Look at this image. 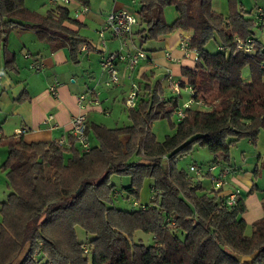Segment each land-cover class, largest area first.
<instances>
[{"label": "trees", "instance_id": "obj_1", "mask_svg": "<svg viewBox=\"0 0 264 264\" xmlns=\"http://www.w3.org/2000/svg\"><path fill=\"white\" fill-rule=\"evenodd\" d=\"M72 1L89 5V0ZM228 6L223 16L213 11L211 0L137 3L133 31L138 28L141 42L183 31L189 33L188 49L197 53L195 63L180 69L178 81L206 108L184 110L174 133L163 141H156L151 123L170 122L178 100H160L158 84L146 86L148 98L126 110L129 125L87 124L89 142L91 137L95 141L87 152L67 151L57 143H27L21 135L0 136V147L7 151L0 170L9 191L0 202V264H264V216L246 236L239 198L226 207L220 192L207 190L175 167L176 158L195 145L211 154L207 165L229 167V149L242 139L255 145L264 131V44L255 36L264 29L255 9L264 6L255 4L251 12L238 8L236 0ZM166 7L175 10L170 24L163 16ZM13 27L67 45L74 63L84 43L78 36L80 24L67 7L54 6L40 15L29 12L24 0H0V53L8 72L14 66L6 50ZM236 40L250 41V53L238 50ZM211 41L217 44L215 53L206 50ZM111 176L129 179L121 191L135 202L150 181L152 198L147 204L138 202L143 210L113 206L123 193L110 185ZM76 228L91 237L87 243L77 240ZM137 232L150 236L153 244L135 239Z\"/></svg>", "mask_w": 264, "mask_h": 264}, {"label": "crops", "instance_id": "obj_2", "mask_svg": "<svg viewBox=\"0 0 264 264\" xmlns=\"http://www.w3.org/2000/svg\"><path fill=\"white\" fill-rule=\"evenodd\" d=\"M221 1L214 7V2L211 0V6L213 11L226 16L229 12V0ZM29 4H31L30 0H24V6L29 12L35 10L36 12L37 10L46 12L54 6H64L69 9L70 13L71 11L75 13L82 7L72 0H68L67 4L61 0H54V4L47 0H41L40 9H32ZM95 4L96 7L89 4L87 14L79 15L76 19L80 24L79 39L84 41L76 56V63L71 61L67 45L58 46L55 42H48L39 38L34 31L25 30L22 27L11 29L7 37L6 50L14 57L13 71L8 72L2 68L3 57L0 53V136L12 137L15 136L16 131L24 130L21 136L27 143L58 144L59 141H63L67 143L63 146L67 151L71 149L79 151L77 146L71 148V144L68 145L71 143L68 135L71 119L80 114L77 106V98L80 95L97 100L99 103L98 106H91L87 111L88 124L102 125L94 120L99 115L110 114L112 106L118 105L126 114L123 100L131 82L122 75V65H117L121 74L119 83L112 87L105 85L107 76L101 73L99 68L101 57L116 52L120 43L111 39L106 33L105 50H101L97 42V31L105 23L109 14L119 11L133 13L135 8L128 0H97ZM240 5L243 7L242 3ZM257 6L261 5L257 4ZM163 16L167 24L173 21L168 22L171 18L168 10H165V13L163 11ZM67 26L73 31L77 30L72 25ZM137 30L136 27L127 40L125 51L132 52L134 49H139L137 43H143L136 35ZM262 34H264V29L255 32L258 39ZM181 36H189V33L175 31L158 38L155 42V45L158 46L157 51L146 53L147 59L135 67L131 80L138 86L139 95H142L139 96L138 102L148 98V91L145 87L152 88L155 84H158L163 91V95L159 97L160 100L175 97L168 88L167 73L175 80H179L181 79L180 69L191 66L190 62L180 61L182 54L178 49V41ZM165 52H170L178 62L167 61L164 57ZM32 63L40 66L41 70L39 72L30 70L29 66ZM162 79L166 86H163ZM52 85H56V96H51L48 92ZM166 91H169V95ZM49 118L51 119L48 120ZM7 124L13 132L10 136L2 133L4 125ZM248 142L250 143L249 140ZM65 157L68 155L66 154ZM232 163L233 165L228 164L231 172L227 176V185L222 189L220 196L226 197L232 190L239 191V199L245 208L241 218L248 228L264 216V157L259 151H256L253 157L243 158L238 166L234 161ZM210 180V178L198 179L202 185L204 181L208 182L209 185L204 186L207 190L211 188ZM8 193L9 191L6 189L4 201ZM145 200V195H139L138 202L140 204H145Z\"/></svg>", "mask_w": 264, "mask_h": 264}, {"label": "built area", "instance_id": "obj_3", "mask_svg": "<svg viewBox=\"0 0 264 264\" xmlns=\"http://www.w3.org/2000/svg\"><path fill=\"white\" fill-rule=\"evenodd\" d=\"M49 3L54 4V0H47ZM64 4H67L68 0H61ZM88 10L86 7H81L79 11H76V15H85ZM256 19L258 21H264V9L256 8L255 9ZM137 25L136 16L133 13H128L124 11L113 12L109 14L106 18L105 23L97 31V42L101 50H105V34L107 33L109 37L113 40H117L120 43L119 49L116 52L110 53L108 56L101 57L99 68L101 73L107 76L105 85L107 87L115 86L119 83V78L121 74L117 69V65H122V75L130 81V86L127 91V94L123 100V105L126 110H133L136 108L138 103V86L131 80L132 73L135 67L141 62L145 61L146 54L141 49H134L132 52L125 51L127 40L132 35L133 29ZM188 38L189 36H181L178 41V49L182 54L180 61L195 63L197 61V53L195 51L188 49ZM250 41L246 44L241 40H236V48L240 51L250 53ZM164 57L169 62H178L170 52H165ZM29 69L33 72H39L41 70L40 66L32 63L29 66ZM166 82L168 88L177 98V105L173 110V117L176 122H179L183 119L184 110L191 107H199L201 109L206 108L204 103L201 100H194L192 95L194 94L192 89L189 87H180L178 80H175L169 73L166 75ZM186 91L189 94V99L186 102H180L181 90ZM48 92L51 96H56V85L49 87ZM99 103L97 100L89 99L85 95H80L77 98V106L80 110V114L74 116L70 121V131L69 139L72 146H77L80 152H87L90 149L89 138L86 133L87 128V111L91 106H98ZM49 118L48 120H50ZM24 133V130H19L15 132V136L21 135ZM67 143L63 141L58 142V146H64ZM69 145V144H68ZM231 170L227 166H222L218 164H209L204 167L197 165H190L188 167L187 173L194 178L201 179L205 175L210 177L211 188L215 192H220L227 185V176L230 174ZM150 195V192H149ZM152 198V197H149ZM239 198V191L232 190L226 197H224V205L226 207L234 206L236 201ZM131 207L134 209L143 210V205H140L138 202L132 201ZM84 252H86L84 250Z\"/></svg>", "mask_w": 264, "mask_h": 264}, {"label": "rangeland", "instance_id": "obj_4", "mask_svg": "<svg viewBox=\"0 0 264 264\" xmlns=\"http://www.w3.org/2000/svg\"><path fill=\"white\" fill-rule=\"evenodd\" d=\"M28 1V0H27ZM41 0H30L29 6L32 9H40L39 3ZM139 0H128V2L134 6V8L137 7V3ZM238 3V8H239V3L243 4L244 7V11L246 12H251L254 11V4H258L261 6H264V0H236ZM97 0H89V4L92 7H96V3ZM213 5L214 7L217 6L220 2H222L221 0H213ZM165 10H168L171 14V18L170 20H168V22H171L172 20L175 19L176 15H175V10L173 7H166L164 9V13ZM36 12V10L34 11ZM38 14H44L45 11L44 10H37ZM71 16L72 18H74L75 20L78 19L77 17H79V15H76L73 11H71ZM156 41H151V42H145V43H137L139 49H141L142 51L146 53H150L153 51H157L158 46L155 45ZM259 42L261 44H264V34H262V36L259 39ZM216 48H217V44L214 41L209 42V44H207L206 46V50L210 53H215L216 52ZM20 58L22 59V55L20 56ZM248 74V70H245L243 72L244 77L246 78ZM163 80V79H162ZM163 86H166V83L163 80ZM140 92V91H139ZM142 92V91H141ZM144 92V90H143ZM167 95H169V91H166ZM181 97H180V102H186L189 99V94L184 91L183 89L181 90ZM138 96H142L139 95ZM145 96V94L143 93V97ZM99 115V114H98ZM93 121V120H92ZM96 123H101L102 125L108 127V128H115V127H123V126H127L129 125V121L127 119L126 114H124V112L122 111V108H120L118 105L117 106H112L111 107V111L110 114H108L107 116L102 114L96 117V120H94ZM176 124V121L174 119V117L172 116V118L170 119V122L168 120H156L153 121L151 123L150 126V132L154 135L155 139L157 142H161L164 140V138L166 136H170L174 133V125ZM2 133L5 134L6 136H10L13 134V132H11V127L7 124L4 125L3 129H2ZM90 143L91 145H95V141L92 139H90ZM256 151H259L262 154V157H264V131H261L257 137L256 143L255 145L250 144L248 142V140L242 139L240 141H238L234 146H232L229 149V163L231 165H233V161L235 163L236 166H238L243 158H249V157H253L254 153ZM7 155H6V148L5 147H0V167L3 164V162L5 161ZM212 159L211 154L202 147H198L197 145L192 146L189 151L187 153L181 154L179 155L176 160H175V167L179 170H182L184 172L188 171V167L190 165H197V166H202L204 167L205 165H207L208 163H210ZM194 177V176H193ZM204 178V177H203ZM109 183L110 185L114 186L115 192H121L123 193V200L121 197V195L119 196V199L117 201H114L113 206L115 208L121 209V210H132L134 208L131 207V202L134 201L133 197L128 196L127 200H126V194L121 191L123 188H126L129 184V179L128 178H124V177H117V176H111L109 179ZM149 185H150V181H146L143 184V187L141 189V191L139 192V195H145L146 196V203L147 204L149 202V196H148V190H149ZM209 184L207 181L203 182V186L207 187ZM6 183H5V174L3 172H1L0 170V201H4L5 199V195H6ZM76 232V238L80 243H87L88 240L91 238L87 235H85V233L80 229V228H76L75 229ZM251 233V228L248 227L245 230V235L249 236ZM141 239L142 242L145 245H152L153 241L151 239L150 236H146L140 232H137L135 234V239Z\"/></svg>", "mask_w": 264, "mask_h": 264}]
</instances>
